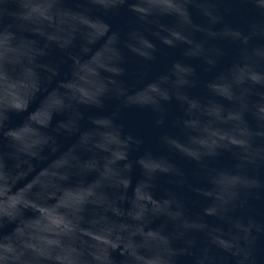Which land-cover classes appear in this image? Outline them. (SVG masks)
I'll return each instance as SVG.
<instances>
[{
  "label": "clouds",
  "instance_id": "1",
  "mask_svg": "<svg viewBox=\"0 0 264 264\" xmlns=\"http://www.w3.org/2000/svg\"><path fill=\"white\" fill-rule=\"evenodd\" d=\"M0 264H264V0H0Z\"/></svg>",
  "mask_w": 264,
  "mask_h": 264
},
{
  "label": "water",
  "instance_id": "2",
  "mask_svg": "<svg viewBox=\"0 0 264 264\" xmlns=\"http://www.w3.org/2000/svg\"><path fill=\"white\" fill-rule=\"evenodd\" d=\"M197 21L200 20V17L197 15L196 16ZM235 19V17H234ZM149 119V116L147 113L144 112H139V111H132V112H127L123 114L122 120L126 124L127 127H129L132 130L135 131H143L146 132V123ZM73 141L70 139L63 140V143L65 145H68L72 143ZM23 183V181H21Z\"/></svg>",
  "mask_w": 264,
  "mask_h": 264
}]
</instances>
